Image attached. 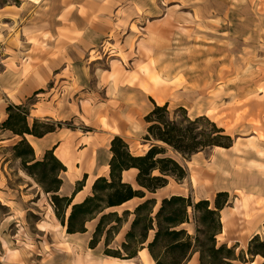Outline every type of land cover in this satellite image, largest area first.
Instances as JSON below:
<instances>
[{"label":"rangeland","instance_id":"1","mask_svg":"<svg viewBox=\"0 0 264 264\" xmlns=\"http://www.w3.org/2000/svg\"><path fill=\"white\" fill-rule=\"evenodd\" d=\"M21 1L0 0V20L3 7H17ZM161 1L157 0L158 16L151 25L146 22L142 25L134 23L131 26L134 35L133 38H128L132 39L130 46L126 45L123 38L117 40L115 45L107 44L105 56H99L98 60L91 62L90 67L100 68V72L104 71L108 81L114 83L120 81L121 74L129 79L137 76V79L131 81L135 82L145 78V67L154 66L157 59L165 55L173 65V78L169 79L170 82H164L156 92L157 96H160L161 106H164V100H169L171 115H174L180 105L185 106L187 114L180 112L176 115L179 122L184 120L186 115L192 120L204 115L225 129L233 140L238 134L247 133V130L256 123L253 102L264 100V0H165V5ZM4 22H6L4 19L0 21V28L7 27L2 25ZM146 25H149L148 29L144 30ZM35 47L39 51L42 50L37 44ZM155 49L159 51L157 59ZM188 56L194 57L193 61H190ZM91 58L95 59L97 55L93 53ZM93 71L91 69V72ZM70 79L73 80V75L67 72L62 78V87L60 83L55 87L52 84V90L48 89L28 98L34 97L30 103L32 105L30 123L35 119L41 121L50 119L54 123L62 124L55 132L59 134L62 143L49 149L55 151L58 159L66 154L73 165L70 167L59 159L62 165L66 166V171L60 175L63 186L59 195L62 197H71L78 184H76L79 167L77 161L84 144L89 147L87 152L92 151L95 145L99 144L98 141L105 138L103 131L106 130L101 121L93 120L95 102L82 101L83 98L91 96V90L79 88L78 84L69 87L67 82ZM91 79L90 85L95 84V78L91 76ZM193 83L194 86H199L201 94H198L196 99L200 102L198 105L191 106L193 104L188 102V99L187 102L181 98L178 101L177 97H173L172 90L182 91L190 88ZM223 89L228 90V96L216 100L215 91ZM238 90H245L241 99L235 98ZM77 91L83 96L78 93L75 96ZM63 97L66 98L65 101ZM205 97H212L213 100H209L208 103L202 102ZM28 99L21 102L27 103ZM156 99L158 101V97ZM10 100L12 97H8L0 90V264H79L82 257L84 259L81 264L94 262L108 264L109 257L104 253L103 241L96 249L90 248L97 220L87 225L86 233L68 235L55 215L51 195L45 194L37 182L25 173L21 162L16 160L12 147L21 141V138L1 130V123L6 120L5 107L6 104L9 105ZM151 100L155 101L152 98ZM52 138L54 137L50 136L44 141L48 147L50 141H53ZM27 139L29 141V138ZM30 140L34 147L37 145L38 148L37 141L32 138ZM130 146L135 154H142L148 150V144L144 142L131 143ZM98 148L101 150L98 168L94 174L88 176L84 189L75 203H80L92 195L96 175L109 176L108 167L104 164L107 157L106 143L102 142ZM216 151V148H210L189 160L170 151V154L186 167L187 178L181 183L171 179L166 189L149 198H155L160 203L171 195L185 196L196 204L203 197H208L212 198L213 203L214 190L209 189L210 167L213 163L212 155ZM37 152L36 158L42 160L46 152L42 153L38 149ZM127 175L131 181L135 180L134 172ZM83 178L80 177L79 182ZM139 202L140 200H134L110 211L122 214L125 210H134ZM190 217L191 223L184 225V228L191 235H196L197 225L193 220L192 210ZM129 229L130 223L125 225L110 248H117L123 244ZM260 233L264 240V227ZM153 235L151 232L150 240L153 239ZM217 240L219 245L225 244L223 243L225 238L218 237ZM251 240L248 239V243L245 244L246 254ZM67 244H70L71 257L66 252ZM241 251H237V256H240ZM246 259L248 263L237 264L252 263L250 256L247 255ZM128 264L153 262L144 263L142 256L139 255ZM190 264H200L199 254Z\"/></svg>","mask_w":264,"mask_h":264},{"label":"crops","instance_id":"2","mask_svg":"<svg viewBox=\"0 0 264 264\" xmlns=\"http://www.w3.org/2000/svg\"><path fill=\"white\" fill-rule=\"evenodd\" d=\"M161 3L166 4L165 0ZM157 9V0H22L17 7H3L1 20H6L2 25L7 27L0 28V90L12 97V100L8 101L9 104L20 105L22 100L28 99L39 90H52V84L55 87L60 83L62 87V78L68 72L73 75V80L67 82L69 87L78 84L79 88L91 90V96L83 98L82 101L95 102L93 120L98 119L102 123L105 120L109 126L107 131H103L106 139L98 141L99 144L106 143L105 166L110 168V146L115 137L123 138L130 149L131 143L144 142L148 144L149 150L150 144L144 139L148 128L145 118L156 105L161 106L160 103L151 92L142 89L140 80L131 82L132 78L120 74V81L114 83L107 80L104 71L100 72V68L94 69L90 65L98 60L99 56H105L107 44L115 45L117 40L123 38L128 45L132 41L128 38H133L134 35L131 26L134 23L142 25L146 22L151 25L158 16ZM148 26L146 25L144 30H147ZM36 44L42 50H37ZM93 53L97 58H91ZM154 54L155 58H158L159 51L155 49ZM156 63L158 67L172 65L165 55L157 59ZM91 69L94 71L91 72ZM91 76L96 80L92 85ZM193 89L194 83L182 91L172 90V94L177 97L176 100L181 98L187 102L188 99V102L193 104L190 105L194 106L200 103L196 99L201 94H186L196 91ZM217 92L221 93L219 98L228 96L227 89ZM75 93V96L77 93L83 96L81 92ZM244 93L245 90H238L235 98L241 99ZM63 98L65 101L66 98ZM209 100L212 101L213 98L205 97L202 102L208 103ZM165 104L170 107L169 100H164L163 105ZM180 107L187 111L185 106ZM252 107L256 123L251 127L248 125L250 128L247 133L238 134L232 147H214L217 151L212 155L213 163L210 167L209 189L214 190V196L218 193L230 194L229 205L220 214L223 227L219 237L225 238L224 245H238L239 250L247 249L245 244L248 239L261 235L264 227V100L253 102ZM257 110L259 113H256ZM58 135L53 132L41 139L26 137L29 138L28 142L36 155L37 149L43 153L54 145H60L62 140ZM50 136L54 138L48 147L44 141ZM30 138L37 141L38 148L37 145L34 147ZM99 144L88 152L89 147L84 144L82 154L95 153V166L93 171L89 172L86 166L77 163V169L81 170V175L76 177L78 182L80 177L87 175L88 178L98 168L101 152ZM148 150L142 154L132 153L136 156L143 155ZM200 154L201 152L195 155ZM134 173L136 180L138 172ZM99 177L107 175H96L95 179ZM202 200L213 204L212 198L203 197ZM237 202H241L244 207L241 204L238 206ZM142 252H147L149 262H153L148 250L143 249ZM253 262L263 263L258 257Z\"/></svg>","mask_w":264,"mask_h":264},{"label":"trees","instance_id":"3","mask_svg":"<svg viewBox=\"0 0 264 264\" xmlns=\"http://www.w3.org/2000/svg\"><path fill=\"white\" fill-rule=\"evenodd\" d=\"M43 90L35 92V96ZM6 106L7 117L1 124V130L21 138L12 147L16 160L21 162L25 173L37 182L51 201L55 215L68 234L87 232V225L97 220L90 242V248L96 249L104 243L107 257L123 261L136 259L140 251L146 249L154 264H187L199 254L200 264H237L251 262L257 256L264 259V240L256 235L249 242V250H239L238 245H219L218 237L222 233L221 211L229 205L230 194L218 193L213 204L200 200L196 204L191 198L171 195L160 203L153 196L167 188L171 179L181 183L187 178L186 167L170 154L189 160L195 154L210 148H230L231 135L205 116L194 120L184 117L178 121L176 115L187 111L180 107L171 115L168 104L156 105L145 118L148 128L145 141L150 144L143 155H134L128 143L121 137H115L110 146L112 157L109 161L108 177H99L94 182L90 196L80 203L75 199L83 190L87 175L78 182L71 197H62L59 192L63 186L61 173L66 171L55 151H47L42 160H37L33 147L26 136L44 138L62 127L50 119L41 121L31 119V102ZM137 170L135 186L125 181V171ZM140 200L134 210H125L122 214L110 211L124 204ZM190 210L196 221V235H191L184 225L190 224ZM130 229L125 234V242L117 248H110L126 224ZM153 239L150 240V233ZM264 264V262L262 263Z\"/></svg>","mask_w":264,"mask_h":264},{"label":"bare ground","instance_id":"4","mask_svg":"<svg viewBox=\"0 0 264 264\" xmlns=\"http://www.w3.org/2000/svg\"><path fill=\"white\" fill-rule=\"evenodd\" d=\"M194 57L192 58V56L189 57V60L190 61H193ZM200 59H202L200 57ZM219 62H217L218 64ZM158 64L155 63L154 66H151V67H145L144 68V76L145 78L141 79L140 81V84H141V87L144 91L148 92V93H152L154 95V97H158V102L160 103V105L162 104L161 100L159 99L160 96H157L158 94H156V92L159 91V88L160 86H162L164 84V82H170L169 79H172L173 78V65H169V66H164V67H161V66H157ZM134 78L137 79V76H135ZM132 78V80L134 79ZM139 80V79H138ZM206 85V83H205ZM199 86H194V89H196V91H190L191 93H186V94H193V96L197 95L198 92H200L198 90ZM206 88V87H205ZM193 89V90H194ZM216 92V91H215ZM214 93V92H213ZM221 95V93L217 92L215 93V97L216 98H219V96ZM212 113V112H210ZM103 124H104V127L107 129L109 128L108 124H107V121L103 120ZM61 160V162H63L64 164L66 165H69L70 167H72L73 165L70 163V161L68 160V157L67 155L65 154V156H61L59 158ZM77 163H80L84 166H86V170L89 171V172H92L93 169H94V163H95V153H92V154H82ZM78 170V169H77ZM108 170H110V168L108 167ZM134 172H137V170H134ZM128 174V171H125L124 172V179L125 181L127 182H130L132 184H134L135 186V180L133 179L132 181L130 180V177L127 175ZM81 175V170H78L77 173H76V177H79ZM129 203V202H128ZM238 206H240L241 202H237ZM242 205V204H241ZM242 207H244L242 205ZM226 228V227H225ZM221 236V235H220ZM57 238V237H56ZM59 242L60 239H58ZM70 245V244H69ZM69 245H65L67 246V250L66 252L69 254V256L71 257V250H70V247ZM143 250L140 251V255L142 256V259L144 261V263H147L149 260V257L147 255V252H142ZM260 260H264L261 256H257ZM84 259V257H82ZM82 259V261H83ZM88 260V259H87ZM79 260V264H81V262ZM108 264H128L130 262V260H126V261H123V260H120V259H117V258H108ZM192 262V260L190 262H188L187 264H190ZM154 263V262H153ZM93 264H98V262H94ZM250 264H255V262H252Z\"/></svg>","mask_w":264,"mask_h":264}]
</instances>
